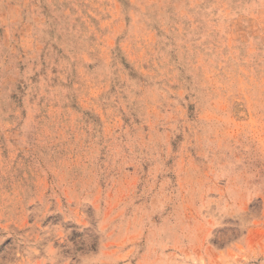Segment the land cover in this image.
<instances>
[{
  "label": "rangeland",
  "instance_id": "374dc122",
  "mask_svg": "<svg viewBox=\"0 0 264 264\" xmlns=\"http://www.w3.org/2000/svg\"><path fill=\"white\" fill-rule=\"evenodd\" d=\"M95 258L264 264V0H0V260Z\"/></svg>",
  "mask_w": 264,
  "mask_h": 264
},
{
  "label": "clouds",
  "instance_id": "9594fccd",
  "mask_svg": "<svg viewBox=\"0 0 264 264\" xmlns=\"http://www.w3.org/2000/svg\"><path fill=\"white\" fill-rule=\"evenodd\" d=\"M51 254H52V253L49 252V255H51ZM0 264H4V260H0ZM92 264H99L98 258L93 259Z\"/></svg>",
  "mask_w": 264,
  "mask_h": 264
}]
</instances>
